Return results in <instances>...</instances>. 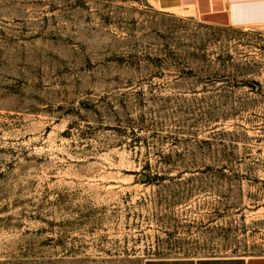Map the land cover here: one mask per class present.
<instances>
[{"label": "rangeland", "instance_id": "1", "mask_svg": "<svg viewBox=\"0 0 264 264\" xmlns=\"http://www.w3.org/2000/svg\"><path fill=\"white\" fill-rule=\"evenodd\" d=\"M208 256H264V26L0 0V264Z\"/></svg>", "mask_w": 264, "mask_h": 264}, {"label": "crops", "instance_id": "2", "mask_svg": "<svg viewBox=\"0 0 264 264\" xmlns=\"http://www.w3.org/2000/svg\"><path fill=\"white\" fill-rule=\"evenodd\" d=\"M162 10H180L215 24L264 26V0H149ZM153 264H264V256L163 258Z\"/></svg>", "mask_w": 264, "mask_h": 264}, {"label": "water", "instance_id": "3", "mask_svg": "<svg viewBox=\"0 0 264 264\" xmlns=\"http://www.w3.org/2000/svg\"><path fill=\"white\" fill-rule=\"evenodd\" d=\"M143 180H146V177H144Z\"/></svg>", "mask_w": 264, "mask_h": 264}]
</instances>
